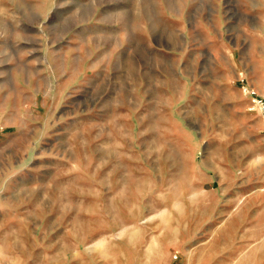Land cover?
<instances>
[{
  "label": "crops",
  "instance_id": "crops-1",
  "mask_svg": "<svg viewBox=\"0 0 264 264\" xmlns=\"http://www.w3.org/2000/svg\"><path fill=\"white\" fill-rule=\"evenodd\" d=\"M243 84L264 86V0H0V202L13 206L3 217L121 226L126 206L100 191L101 172L121 170L120 140L233 139L242 126L257 139ZM31 181L36 207L25 199L21 211L17 186Z\"/></svg>",
  "mask_w": 264,
  "mask_h": 264
},
{
  "label": "rangeland",
  "instance_id": "rangeland-1",
  "mask_svg": "<svg viewBox=\"0 0 264 264\" xmlns=\"http://www.w3.org/2000/svg\"><path fill=\"white\" fill-rule=\"evenodd\" d=\"M245 129L233 139L122 138L121 170L101 172V193L118 195L126 206L115 228L91 219L87 231L77 218L73 229L19 227L3 217L13 206L0 202V264H264V135L247 138ZM20 157L34 164L33 153ZM73 161L76 168L80 156ZM17 187L21 211L25 199L34 209L32 192L26 195L33 182ZM8 190L0 188V197ZM60 242L68 250L44 249Z\"/></svg>",
  "mask_w": 264,
  "mask_h": 264
},
{
  "label": "built area",
  "instance_id": "built-area-1",
  "mask_svg": "<svg viewBox=\"0 0 264 264\" xmlns=\"http://www.w3.org/2000/svg\"><path fill=\"white\" fill-rule=\"evenodd\" d=\"M241 91L248 98V112L258 115L264 126V86L259 91L243 84Z\"/></svg>",
  "mask_w": 264,
  "mask_h": 264
}]
</instances>
